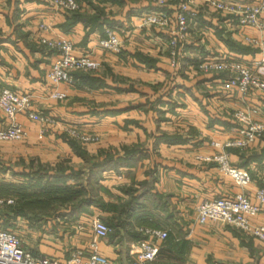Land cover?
Listing matches in <instances>:
<instances>
[{
	"label": "crops",
	"instance_id": "0c3cea01",
	"mask_svg": "<svg viewBox=\"0 0 264 264\" xmlns=\"http://www.w3.org/2000/svg\"><path fill=\"white\" fill-rule=\"evenodd\" d=\"M156 1L79 0V11L66 13L53 0H0V86L29 96L33 112L60 121L39 139V126L23 113L17 116L27 137L0 144V188L13 189L4 198H12L15 205L23 190L31 192L37 182L44 185L70 173L74 181L86 184L90 164L109 162L97 172L94 198L111 211L91 204L76 223L99 216L109 226L108 238L95 247L113 264H132L130 251L146 239L144 229L168 232L167 240L158 243L156 260L144 264H264V248L257 239L231 226L196 221V207L203 200L245 193L260 208L249 222L264 226V203L256 197L264 178V138L243 151L223 148L234 137L233 111L256 110L253 118L264 122V96L225 95L217 76L195 68L203 59L227 55L249 64L261 62L264 31L242 28L232 34L224 28L227 17L209 6V0H193L192 20L202 29L195 41L192 36L179 40L177 62L171 67L166 41L173 36L171 30L144 33L137 20L140 13L160 10L172 16L167 15L172 24L178 0L163 9ZM105 27L128 36L119 61L94 48ZM54 38L70 41L77 56L93 50L97 73L88 79L76 76L72 85L49 82L54 55L40 39ZM5 122L0 113V129ZM73 126L98 140L83 144L71 138L65 130ZM221 152L228 154L231 166L250 172L251 184L242 189L215 164L203 161ZM126 205L130 209L124 216L117 209ZM113 218L118 223L114 230L109 225ZM2 222L3 228L31 223L21 216ZM92 240L80 241L77 248Z\"/></svg>",
	"mask_w": 264,
	"mask_h": 264
},
{
	"label": "built area",
	"instance_id": "2783aa9c",
	"mask_svg": "<svg viewBox=\"0 0 264 264\" xmlns=\"http://www.w3.org/2000/svg\"><path fill=\"white\" fill-rule=\"evenodd\" d=\"M175 0H157L156 6L163 9ZM55 6L63 12L72 13L79 10L78 0H53ZM193 0H178L173 15L172 24L165 11H154L140 13L137 15L139 26L144 28H159L172 32L168 47L171 52L168 57V64L174 67L177 60V48L179 40L186 35L191 22L193 12L189 9ZM240 0H215L211 5L219 14L233 16L227 17L224 24L228 31L232 29L251 28L258 32L264 31V3L242 4ZM104 37L94 45L108 54H118L121 51L122 40L117 30L105 27ZM40 43L54 55L53 63L46 75L49 82L58 85L60 83L73 84L75 73L96 72L98 64L93 60V50L87 51L80 56L75 55L73 45L63 38L52 40L40 39ZM262 62V63H261ZM261 62L249 64L239 61L233 56L227 55L215 59H203L195 68L205 75L218 77V87L225 95H236L246 98L251 93L257 92L264 96V79L254 73L255 68L264 63V56ZM254 67V68H253ZM234 93V94H233ZM56 97L62 98L63 95ZM30 97L20 95L12 89L0 86V113L3 116L5 126L0 129V144L19 142L27 137L26 129L16 121L19 114H25L29 121L39 126L38 138L45 136L47 128L55 124L50 116L33 112L30 108ZM256 110H235L231 114L235 126L232 128L234 137L227 140L223 148L243 151L255 141L264 138V122L253 118ZM76 131V130H75ZM74 130L68 132V136L77 139L79 142H96L98 138H86ZM217 146V145H216ZM216 165L217 170L230 177L234 183L244 189L252 183L253 179L247 169L233 167L229 163L228 154L221 152L203 159ZM260 186L256 192L259 203H264V178L260 179ZM14 205L12 198L0 197V210ZM259 206L250 202L248 194L237 193L232 197L215 198L203 200L196 207V221L199 224L208 222L231 226L240 232L257 239L264 248V226H255L249 222V218L257 215ZM93 240L84 248H76L70 254L60 257H50L39 252H33L22 246L17 234L5 229L0 223V264H113L112 261L100 255L96 251V242L105 241L111 230L99 218L90 220ZM141 233L146 237L140 241L134 251H130L132 264L150 263L156 260L160 253L161 246L158 243L167 240L168 232L158 229H144Z\"/></svg>",
	"mask_w": 264,
	"mask_h": 264
},
{
	"label": "rangeland",
	"instance_id": "374dc122",
	"mask_svg": "<svg viewBox=\"0 0 264 264\" xmlns=\"http://www.w3.org/2000/svg\"><path fill=\"white\" fill-rule=\"evenodd\" d=\"M240 1H241L240 3L246 4V5L251 4V3L254 4L251 1H246V0H240ZM214 2H215V0H209L208 5L211 6ZM79 9H80V7H79ZM78 11H76V12H78ZM72 13H74V12H72ZM227 17H229V19H231L233 16H227ZM169 18L172 19V16L170 15ZM191 20H192V18H191ZM197 23H199L198 20H192L188 26V29H187L185 36H188V37L192 36L191 41H195L197 39V37H198L197 35L199 34L197 32H198L199 28L202 29V27L200 25H198ZM224 28L227 30V28H229V27H227V25L224 24ZM143 29H144L143 31H145L144 33H146L147 30L149 32H151L153 30L152 27L151 28L144 27ZM241 29L242 28L232 29L233 30L232 32L228 31V30L227 31L234 34ZM158 30L163 31V29H159V28H158ZM190 32H191V34H190ZM195 33H197V35H195ZM228 34H230V33H228ZM185 36H183V37H185ZM119 37L123 38V40L121 39L122 43H123V41L125 42L128 39V36L126 37L124 34L122 36L119 34ZM170 39H171V37L169 38V36H168V40H170ZM146 40H147V38H146ZM168 40H166L167 43H169ZM181 40L183 41V38ZM155 43L157 46L158 43H160V42L157 41ZM170 52H171V49L169 48L168 53L170 54ZM102 54H106V53L103 52ZM118 54H120V53H118ZM118 54H115V55L109 54L110 55L109 57L110 58L115 57V59L119 61L120 56H118ZM168 57H169V55H168ZM176 62H177V60H175V65H176ZM259 67H260V69H257ZM257 68L253 69L254 73L260 75L264 79V75L261 73L262 71H264V66L261 65V66H258ZM97 71L96 72H87V73H75L73 75L74 76V82L76 81L75 80L76 76H80V75L81 76H92V75L96 74ZM70 85H72V84H70ZM56 95H60V94H56ZM38 113H41L42 115H45V116H49V115L42 113V112H38ZM51 118H53V117H51ZM53 119L56 122H60L56 118H53ZM74 127L77 128V130ZM71 130H74V131L76 130L75 133H79L80 136L83 135L86 138H94L96 136V135L91 134L90 132L88 133L87 131H85L87 133L82 132L83 130L80 129V127L78 128L77 126H73L72 128H67L65 130V132L68 134V132H70ZM75 140H77V139H75ZM80 143L91 144V142L90 143L89 142H86V143L80 142ZM44 198H40L34 204H31V205H27V204H21L20 205V207H22L26 211V212H24V214L32 216V217L33 216L43 217L42 219H40L41 225H39L38 222L36 223V222L32 221L28 225H25V227H23V228L18 227V226L17 227L12 226L10 228H5V229L13 231L15 234H17L19 240L21 241L22 246L28 250H31L33 252H35V251L39 252L41 250V252H45V253L50 254V255H56V256L64 255V257L67 258L66 255L73 252V250L77 248V245L80 241L87 240V239L92 237V230H91V226H90V221L77 224L76 223L77 217L71 218L68 215H66V213H68L69 210L71 209V207L73 208L76 203L73 201L64 200L63 195H60L59 193L57 195H54L52 200H50V202L48 204H47V201L44 200ZM4 209H2V210H4ZM29 211H31V212H29ZM82 215H84V213H82ZM79 216H81V214ZM94 217L99 218L101 220V218L99 216L98 217L94 216ZM94 217H92V218H94ZM0 220H4V218L2 216H0ZM7 221H9V219ZM2 224H3V222H2ZM125 249L126 248H123L122 252L125 253Z\"/></svg>",
	"mask_w": 264,
	"mask_h": 264
},
{
	"label": "trees",
	"instance_id": "16d2710c",
	"mask_svg": "<svg viewBox=\"0 0 264 264\" xmlns=\"http://www.w3.org/2000/svg\"><path fill=\"white\" fill-rule=\"evenodd\" d=\"M78 17V16H75ZM241 52H246L247 50H240ZM81 76V75H80ZM85 79H88V76H83ZM73 147L74 145L70 143ZM109 160V159H108ZM110 161V160H109ZM107 162V161H106ZM107 163H104L102 165L97 164H90V174L89 178L85 184L82 180H79L78 182L74 181L73 176L74 174L70 173L68 174V178H53L50 182H47L46 184H42L40 182H37L35 186H31V192H28L27 190L20 194L19 199L17 203L14 206L5 208L4 210H0V216L4 218V222H7V219L14 218L15 216H21L26 217L30 220V222H38L39 225H41L40 219L43 217L41 216H29L24 214L25 209L20 207L21 204H27L31 205L34 204L37 200L40 198H44L45 201H47V204L52 200L54 195H57L58 193L60 195H63V199L66 201H73L76 204L74 207L69 210L66 215L69 217L76 218L82 213L88 212V207L91 204L97 205L101 209H105V211L110 212L111 208L108 207V205L100 203L96 198H94L95 193L97 192V188L94 189V186L97 182V172L100 169H103L107 167ZM77 177V176H75ZM12 188L7 186V189L0 188V197H6L5 195H13L12 194ZM4 194V195H3ZM136 203V202H135ZM127 209V210H126ZM129 205L123 206L117 211L121 215H128ZM130 211V210H129ZM31 212V211H29ZM101 221L105 223L102 219ZM3 222V224H4ZM40 222V223H39ZM106 224V223H105ZM118 223L115 222L114 218L112 219V222L109 223L111 225V228L114 230L115 226ZM107 225V224H106ZM108 226V225H107ZM109 227V226H108ZM168 238V237H167ZM36 252V251H35Z\"/></svg>",
	"mask_w": 264,
	"mask_h": 264
}]
</instances>
